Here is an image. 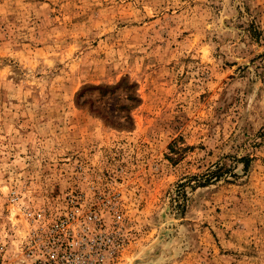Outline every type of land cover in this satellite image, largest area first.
Masks as SVG:
<instances>
[{
  "label": "rangeland",
  "instance_id": "obj_1",
  "mask_svg": "<svg viewBox=\"0 0 264 264\" xmlns=\"http://www.w3.org/2000/svg\"><path fill=\"white\" fill-rule=\"evenodd\" d=\"M68 215L95 262L264 264V0H0V264Z\"/></svg>",
  "mask_w": 264,
  "mask_h": 264
},
{
  "label": "built area",
  "instance_id": "obj_2",
  "mask_svg": "<svg viewBox=\"0 0 264 264\" xmlns=\"http://www.w3.org/2000/svg\"><path fill=\"white\" fill-rule=\"evenodd\" d=\"M76 220L75 215H68L67 218L54 226L51 232L49 243L39 246L30 257V264H104L103 256L100 262H95L89 255L81 254L80 248L83 241L74 237L71 232V221ZM77 222V221H76ZM87 223L89 225L99 224L100 219L91 215ZM84 223L81 233L88 224ZM53 229V228H52ZM80 233V232H79ZM80 233V234H81ZM49 237V238H50Z\"/></svg>",
  "mask_w": 264,
  "mask_h": 264
}]
</instances>
